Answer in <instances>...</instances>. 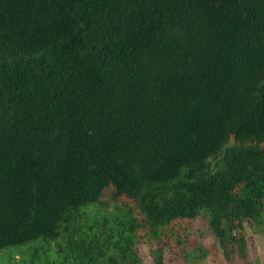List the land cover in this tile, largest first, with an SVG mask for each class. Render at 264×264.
I'll return each instance as SVG.
<instances>
[{
	"label": "trees",
	"instance_id": "16d2710c",
	"mask_svg": "<svg viewBox=\"0 0 264 264\" xmlns=\"http://www.w3.org/2000/svg\"><path fill=\"white\" fill-rule=\"evenodd\" d=\"M203 214L230 256L264 224V0H0V256L144 264Z\"/></svg>",
	"mask_w": 264,
	"mask_h": 264
},
{
	"label": "rangeland",
	"instance_id": "374dc122",
	"mask_svg": "<svg viewBox=\"0 0 264 264\" xmlns=\"http://www.w3.org/2000/svg\"><path fill=\"white\" fill-rule=\"evenodd\" d=\"M184 225L186 227L179 228L182 237L180 243L177 241L178 236L171 234L164 236L166 243L162 240H151L146 235L141 237L137 250L143 263L156 264V249L163 245V264H264V224L256 227L244 220L243 255L231 256L226 255L220 247L205 214ZM32 247L33 244L7 248L2 253L9 252L12 258L8 255L0 256V264H26L24 261L21 262V259ZM28 258L25 260L29 261Z\"/></svg>",
	"mask_w": 264,
	"mask_h": 264
}]
</instances>
